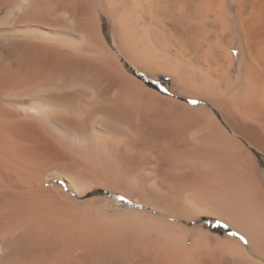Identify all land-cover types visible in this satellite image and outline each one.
Returning <instances> with one entry per match:
<instances>
[{
  "label": "bare ground",
  "instance_id": "obj_1",
  "mask_svg": "<svg viewBox=\"0 0 264 264\" xmlns=\"http://www.w3.org/2000/svg\"><path fill=\"white\" fill-rule=\"evenodd\" d=\"M0 264H264V0H0Z\"/></svg>",
  "mask_w": 264,
  "mask_h": 264
},
{
  "label": "rangeland",
  "instance_id": "obj_2",
  "mask_svg": "<svg viewBox=\"0 0 264 264\" xmlns=\"http://www.w3.org/2000/svg\"><path fill=\"white\" fill-rule=\"evenodd\" d=\"M105 28H106L107 31H109V26H108V25H106ZM127 65L130 66V67H132V69L135 70L134 66H132L130 63H128ZM136 71H137V69H136ZM137 72H138L139 74H141V76H152V75H150V74H148V73H146V72H144V71H141V70H138ZM158 76H164V75H163V74H159ZM166 76H169V75H166ZM159 84H160V85L163 84L164 87L168 88V87L170 86V79H168V80H166V81H160ZM212 222L214 223V226L217 225V226H216L217 229H218V227H220V228L222 227V225L219 224V222H214V221H212ZM217 223H218V224H217Z\"/></svg>",
  "mask_w": 264,
  "mask_h": 264
},
{
  "label": "snow or ice",
  "instance_id": "obj_3",
  "mask_svg": "<svg viewBox=\"0 0 264 264\" xmlns=\"http://www.w3.org/2000/svg\"><path fill=\"white\" fill-rule=\"evenodd\" d=\"M193 103H195V101H193ZM120 199H122V200H123V199H124V197H120Z\"/></svg>",
  "mask_w": 264,
  "mask_h": 264
},
{
  "label": "trees",
  "instance_id": "obj_4",
  "mask_svg": "<svg viewBox=\"0 0 264 264\" xmlns=\"http://www.w3.org/2000/svg\"><path fill=\"white\" fill-rule=\"evenodd\" d=\"M138 76H141V74H137Z\"/></svg>",
  "mask_w": 264,
  "mask_h": 264
}]
</instances>
